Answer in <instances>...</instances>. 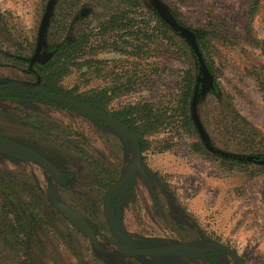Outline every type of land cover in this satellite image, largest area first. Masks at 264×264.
<instances>
[{"label":"rangeland","instance_id":"1","mask_svg":"<svg viewBox=\"0 0 264 264\" xmlns=\"http://www.w3.org/2000/svg\"><path fill=\"white\" fill-rule=\"evenodd\" d=\"M49 1L0 0L1 82L36 84L27 64L17 66L4 54L31 57ZM160 1L172 8L177 5L176 0ZM62 2L55 0L50 12L44 50L81 28L95 31L107 16L98 2L82 0L69 17L67 30L59 34L53 26ZM139 2L145 8L137 12L140 22H148L153 1ZM83 5L90 12L83 20L76 19ZM251 6L252 0H192L177 6L181 21L209 38L207 55L214 64L220 93L206 90L197 99V135L176 123L146 137L149 148L133 180L135 187L118 205L117 231L103 200L105 177L95 163L117 171L114 174L120 177L133 159V143L109 126L70 109L33 102L18 93L14 94L17 99H0V134L38 150L67 176L68 183L60 186L54 173L37 163L0 154L1 261L24 260V253L29 252L34 264H240L227 252L215 263L186 254L125 257L118 244L127 237L137 248L224 246L244 264H264V166L245 160L249 155L264 158V4L253 15ZM209 19H218L220 24L214 26ZM175 40L182 46L181 36ZM176 51L163 46L148 50L135 61L128 52H101L96 59L110 69L125 63L143 64L144 69L139 74L135 70L134 78L138 75L139 79L133 90L118 95L110 108L136 102L174 103L184 72L190 68L189 58H179ZM122 71L126 67L116 70ZM80 76L66 77L63 86L78 95L110 83L99 77L85 84ZM242 124L248 126L242 131L244 136L239 131L230 134ZM202 141L206 151H195ZM53 197L89 222L101 248L59 215ZM11 209L28 217L29 244L21 253L3 247L5 212Z\"/></svg>","mask_w":264,"mask_h":264},{"label":"trees","instance_id":"2","mask_svg":"<svg viewBox=\"0 0 264 264\" xmlns=\"http://www.w3.org/2000/svg\"><path fill=\"white\" fill-rule=\"evenodd\" d=\"M81 1L63 0L60 10L61 14L59 15V20L54 22L53 30H57L59 34H63L67 30V21ZM93 1L101 4L107 11L105 20L95 28V31L81 28L75 32L74 36L56 42L46 50L43 49V41L41 52L36 58L34 57L38 42L34 47L33 54L29 58L21 53L7 52L4 54L9 62L20 67H24L27 64L29 70H31L30 64L32 63L31 71L35 72L38 85L36 88L31 86L25 88L18 85L15 86L16 89H12L14 86L10 83V85L2 89L0 88V96L17 99L18 97L12 96L10 93L13 90H18L20 95L26 98H32V100L55 105L59 108L70 107L80 113L83 112L76 107V102L92 106L110 114L128 127L139 139L143 155L149 148L148 141L146 140L148 135L158 133L164 128H173L172 126L176 123H180L179 127H183L192 135H197L195 130L197 129V119L195 116L197 99L203 91L210 90L218 94L220 93V89L215 75L214 64L207 55L210 45L208 36L198 34L196 30L187 27L181 21L182 15L177 6H186L192 0H176L177 5L173 8L160 0H151L153 1V6L149 8L148 22H140L141 17L137 15L140 9H145L140 5L139 0ZM48 4L45 14L49 11L47 9ZM263 4L264 0H252L250 14L253 15L259 11ZM84 6L77 13L76 19L83 20L89 14L90 11ZM209 20H211L209 23L214 26L220 24V20L218 19ZM186 34H191L193 39L191 40ZM177 35L184 39L182 46H178L176 43L175 39ZM253 42L256 43V41ZM163 46L169 49L175 48L179 58H189L190 68L185 70L182 77L179 98L174 103L170 102V105H166V103L164 105V103L136 102L117 109L110 108L113 100L118 95L133 90L135 83L139 79L138 75V79L134 78L135 70H137V74L142 73L144 70L143 64L133 66L130 63H125L121 67L111 66L110 69V67L105 66L103 61L96 59L97 56L105 50H113L128 52L129 58H133V61H135L137 57L147 55L148 50L161 49ZM125 67L126 71H122V73L116 72L119 68H123L124 70ZM132 71L133 73H131ZM73 73H81L80 78L83 77L85 79V84H88L90 79L99 77L110 79V83L103 88L88 90L85 93L75 95L74 91H70L63 86L64 79ZM77 90H80V88L78 87ZM68 98L72 99L71 104L65 103V100ZM91 117L95 118L94 116ZM240 120L245 122V119L240 118ZM247 127V125L242 124L239 130H237L236 126L230 134H239V131L240 135L244 136L242 131L247 129ZM250 133L249 135H251ZM195 151H206V143L196 144ZM245 160L251 164L264 166V158L249 155L245 157ZM95 165L99 169V174L105 177V194L103 198L108 208L111 211L113 210L111 220L116 221L118 203L127 195L126 192L129 189H133V182L131 181L127 187L122 185L114 188L117 180L116 177L107 167L103 166L101 168L100 163H95ZM27 220L28 217L25 212L21 216L15 209L5 212L2 234L6 237L3 240V247L6 250H10L12 253H21L28 246L29 241L26 237ZM113 229L115 231L116 226ZM7 236L14 238L7 239ZM125 245L131 247V241L125 238ZM214 253L212 251H208L207 253L179 251L177 255L186 254L201 257L205 254L211 255ZM24 257V260H21L20 257L17 260L14 258L10 261V264H34L29 252L24 253ZM7 263L0 260V264Z\"/></svg>","mask_w":264,"mask_h":264},{"label":"water","instance_id":"3","mask_svg":"<svg viewBox=\"0 0 264 264\" xmlns=\"http://www.w3.org/2000/svg\"><path fill=\"white\" fill-rule=\"evenodd\" d=\"M55 0H50L47 9L49 11L45 14V17L43 19L40 33H39V39H38V47L35 58L40 54L45 32L47 30L48 26V20L50 17V12L52 10V6L54 4ZM191 40L193 39V36L191 34H186ZM3 85H0L2 87ZM76 107L79 108L81 111H83L85 114L94 116L97 119H100L108 124H110L112 127L119 130L124 137H126L129 141H131L136 149L135 158L132 163V165L129 168V171L126 173L124 178L119 180L114 188H118L122 186L131 176L135 173L138 166L141 164L142 161V149L139 139L132 133V131L126 127L122 122L116 120L111 115L98 110L92 106L86 105L81 102L75 103ZM0 152L6 156L14 157L18 159H26L30 161H34L39 163L40 165L47 167L48 169L55 172V176L58 179V181L63 184V175L56 170V167L48 160L46 159L42 154L35 151L34 149L27 147L21 143H18L14 140H11L9 138H6L2 135H0ZM53 205L57 209V211L65 218L67 219L74 227H76L83 235H85L91 243L96 246L97 248H100L97 236L95 232L90 228L89 223L86 219L78 215L73 209H71L66 204L59 202L56 198H53ZM119 249L124 252L126 255L130 257H154V258H161V257H167V256H173L177 255L179 251L184 252H202V251H208L210 248L207 249H200L195 246L190 245H184V244H177L173 246L168 247H160V248H145V249H131L125 245L119 244ZM226 250L233 255V257L240 263L244 264L242 259L234 254L229 248H226Z\"/></svg>","mask_w":264,"mask_h":264},{"label":"flooded vegetation","instance_id":"4","mask_svg":"<svg viewBox=\"0 0 264 264\" xmlns=\"http://www.w3.org/2000/svg\"><path fill=\"white\" fill-rule=\"evenodd\" d=\"M37 52V51H36ZM35 56H36V54H35ZM35 58V57H34ZM30 69L32 70V63L30 64ZM31 70H29V72L30 73H32L34 76H35V79H36V84L34 85V86H31V87H33V88H36V86L38 85V81H37V78H36V75H35V72L34 71H31ZM10 83H11V85H13L14 87L12 88V89H16L15 88V86H18V85H21V86H23V87H28V86H30V85H28V84H26V83H22V82H19V81H9V82H1L0 81V85H3L2 87H0L1 89L2 88H4V87H6V86H8V85H10ZM16 93H18V94H20L19 93V91L18 90H13L10 94L12 95V96H14V94H16ZM0 99H2V100H13V98L11 99V98H6V97H2V95L0 96ZM30 100H32V98H30ZM33 102H38V103H43V102H39V101H37V100H32ZM68 102V103H67ZM65 103H67V104H71L72 103V99L71 98H68V99H66L65 100ZM45 104V103H44ZM55 106V105H54ZM57 107V106H56ZM59 108V107H58ZM61 109H70V110H73V111H75V112H77V113H79V114H82V115H84V116H86L87 118H90V119H94V120H96V121H98V122H101V123H103L104 125H106V126H109L111 129H112V131H116V133L118 132L120 135H122L123 137H124V135L119 131V130H117L116 128H114V127H112L110 124H108V123H106V122H104V121H102V120H100V119H97L96 117L95 118H92L90 115H87V114H85L83 111V113H80V112H78V111H76V110H74V109H72V108H70V107H68V108H61ZM99 110V109H98ZM104 112V111H103ZM106 113V112H105ZM108 114V113H107ZM110 115V114H109ZM113 117V116H112ZM117 133V134H118ZM0 135H2V136H4V137H6V138H9V139H11V140H14V141H16V142H18V143H21V144H23V145H25V146H27V147H30V148H32V149H34L35 151H37V152H39L38 150H36L35 148H33V147H31V146H29V145H27L26 143H24V142H20V141H18V140H15V139H12V138H10V137H8V136H6V135H4V134H0ZM124 138H126V137H124ZM127 139V138H126ZM128 140V139H127ZM129 141V140H128ZM131 142V141H130ZM132 143V142H131ZM134 145V144H133ZM112 147V146H111ZM135 147V146H134ZM142 149V148H141ZM40 153V152H39ZM135 153H136V149H134V156H133V159H132V161H131V163L129 164V166H128V168H127V170H126V172H124L120 177H118V178H116L117 180H116V183L119 181V180H121L122 178H124V176L126 175V173L129 171V168H130V166L132 165V163H133V161H134V158H135ZM0 154H2L1 152H0ZM40 154H42V153H40ZM4 157H6V158H9V159H18V158H14V157H9V156H6V155H4V154H2ZM43 155V154H42ZM44 156V155H43ZM45 157V156H44ZM46 158V157H45ZM47 159V158H46ZM19 160H26V159H19ZM49 160V159H48ZM143 153H142V161H141V164H142V162H143ZM28 161H30V160H28ZM50 161V160H49ZM31 162H34V161H31ZM51 162V161H50ZM34 163H37V162H34ZM55 167H56V170L57 171H59L62 175H63V181H64V183L63 184H61L59 181H58V179L56 178V176H55V172L54 171H52V170H50V169H48L47 167V169L48 170H50V171H52L53 173H54V176H55V179H56V181L58 182V184L60 185V186H62V187H66L67 185H68V183H67V180H66V178H67V176L64 174V173H62L58 168H57V166L53 163V162H51ZM37 164H39V163H37ZM141 164L138 166V168H137V170L135 171V173L131 176V178H129V180H127L123 185H125L126 187L129 185V183L132 181L133 182V180L136 178V176L138 175V173L141 171ZM40 165V164H39ZM40 166H42V165H40ZM44 167V166H43ZM117 171H115V170H113L112 169V171H111V173L115 176V174L114 173H116ZM116 177V176H115ZM115 183V184H116ZM115 184H114V186H115ZM124 186V187H125ZM133 189H134V183H133ZM123 187V188H124ZM132 188L131 189H129L128 191H132L133 190ZM128 191L126 192V193H128ZM104 192H105V190H104ZM105 194V193H104ZM126 197V196H125ZM124 197V198H125ZM53 198H55V197H53ZM124 198H123V200H124ZM103 200H104V198H103ZM123 200H121V201H119V202H123ZM59 201V200H58ZM59 202H61V201H59ZM62 203H64V202H62ZM104 203H105V201H104ZM64 204H66V203H64ZM106 204V203H105ZM52 205H53V199H52ZM67 206H69L68 204H66ZM118 205H119V203H118ZM53 207H54V205H53ZM71 209H73L71 206H69ZM55 208V207H54ZM55 210L57 211V209L55 208ZM74 210V209H73ZM111 210V209H110ZM75 211V210H74ZM58 212V211H57ZM76 212V211H75ZM59 213V212H58ZM77 213V212H76ZM78 214V213H77ZM113 215V210L111 211V213H110V221L112 222V227L113 228H115V226H116V230L115 231H117V219H116V221H114L113 219L111 220V216ZM59 215L61 216V217H63L60 213H59ZM78 215H80V214H78ZM81 216V215H80ZM82 217V216H81ZM64 218V217H63ZM65 219V218H64ZM85 219V218H84ZM66 221H68L67 219H65ZM69 222V221H68ZM70 223V222H69ZM89 223V222H88ZM71 224V223H70ZM72 225V224H71ZM90 226V225H89ZM76 228V227H75ZM91 228V227H90ZM77 229V228H76ZM92 229V228H91ZM93 230V229H92ZM114 230V229H113ZM94 231V230H93ZM95 232V231H94ZM96 234V233H95ZM85 236V235H84ZM96 236H97V234H96ZM124 238H126V239H128L127 237H124ZM98 239V238H97ZM131 241V240H130ZM98 242H99V240H98ZM131 243H132V241H131ZM119 244H122V245H125V240H122V243H119ZM118 244V245H119ZM133 244V243H132ZM99 245H100V243H99ZM185 245V244H184ZM126 246V245H125ZM96 247V246H95ZM128 247V246H127ZM196 247H198V246H196ZM100 248H101V245H100ZM119 248V247H118ZM129 248H131V249H145V248H137L136 246H131V247H129ZM198 248H200V249H202V250H204V249H207V248H210V250H208V251H212V252H215L214 254H205L204 256H199L200 257V259L201 260H203V261H207V262H210V263H215L216 262V260L219 258V257H221V255H222V253L223 252H227V253H229L227 250H226V247H224V246H218V245H214V246H209V245H205V246H203V247H198ZM120 250V249H119ZM121 251V250H120ZM208 251H202V252H194V253H207ZM121 253H122V256H125V257H130V256H128V255H126L124 252H122L121 251ZM230 254V253H229ZM231 255V254H230ZM233 256V255H232ZM139 257H141V256H139ZM139 257H131V258H139ZM218 257V258H217ZM142 258H147V257H142ZM162 258V257H161ZM206 258H208V259H211V260H208V259H206Z\"/></svg>","mask_w":264,"mask_h":264}]
</instances>
